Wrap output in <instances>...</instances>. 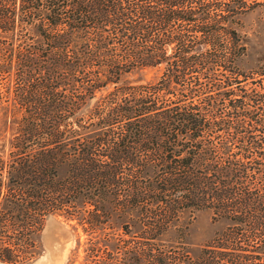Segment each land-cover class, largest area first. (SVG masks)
<instances>
[{
  "label": "trees",
  "instance_id": "1",
  "mask_svg": "<svg viewBox=\"0 0 264 264\" xmlns=\"http://www.w3.org/2000/svg\"><path fill=\"white\" fill-rule=\"evenodd\" d=\"M249 6L264 0H0V76L14 72L30 107L6 183L0 162V252L4 228L14 239L30 226L32 243L58 214L90 233L142 229L124 264H264V64L241 66ZM201 210L223 225L191 256L184 215Z\"/></svg>",
  "mask_w": 264,
  "mask_h": 264
},
{
  "label": "rangeland",
  "instance_id": "2",
  "mask_svg": "<svg viewBox=\"0 0 264 264\" xmlns=\"http://www.w3.org/2000/svg\"><path fill=\"white\" fill-rule=\"evenodd\" d=\"M241 15V28L244 34L246 44V53L242 58L241 66L245 70L256 68L264 64V7L249 6L244 9ZM3 48V49H2ZM0 53L4 50L2 46ZM157 70H149L146 73L137 72L129 75L127 81L142 82V79H152L157 75ZM250 82V81H249ZM247 82V84L249 83ZM264 82V78H263ZM21 82L15 76L14 72L10 76H0V162L2 165L1 176L4 183L8 178V170L13 156H15V142L21 136L25 128L21 121V116L28 114L30 107L19 104V88L26 91L25 87H19ZM248 86V85H247ZM20 119V120H19ZM19 131V132H18ZM222 134V132H220ZM255 134H258V132ZM5 184L2 186L3 195L6 194ZM185 221H188L189 237L188 249L190 255L194 256L202 244L211 241L215 232L222 227V222L214 223L212 215L208 210L196 211L192 215L187 213ZM32 225V224H31ZM131 224H127V226ZM30 226L18 228L21 236L14 239L12 229L4 228L3 235L8 236L2 239V250L0 255L15 258H31L34 254L40 252V255L32 262L23 264H104L109 260L111 264H124L126 249L128 247L139 252L136 245L142 241V229L140 231L126 233L124 229L116 226L115 230L106 229L101 234L85 231L75 219L67 218L63 215H51L45 219L42 228L35 236L31 237L32 243H29L25 233L30 230ZM22 232L24 234H22ZM25 235V236H24ZM109 241L108 248L102 246L104 241ZM98 242V243H97ZM96 243L102 250L92 251L93 244ZM118 243L119 249L111 244ZM165 243V242H164ZM168 243V242H167ZM9 244L11 252L5 247ZM8 246V245H7ZM132 247V248H131ZM0 264H12L0 260Z\"/></svg>",
  "mask_w": 264,
  "mask_h": 264
}]
</instances>
